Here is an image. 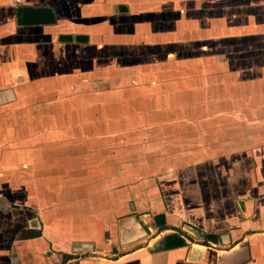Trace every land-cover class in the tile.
<instances>
[{
	"label": "crops",
	"instance_id": "0c3cea01",
	"mask_svg": "<svg viewBox=\"0 0 264 264\" xmlns=\"http://www.w3.org/2000/svg\"><path fill=\"white\" fill-rule=\"evenodd\" d=\"M187 30L204 52L188 96L148 105L135 93L165 86L98 77ZM140 125L161 127L154 147ZM0 208V264H264V0H0ZM177 230L188 245L150 250Z\"/></svg>",
	"mask_w": 264,
	"mask_h": 264
},
{
	"label": "rangeland",
	"instance_id": "374dc122",
	"mask_svg": "<svg viewBox=\"0 0 264 264\" xmlns=\"http://www.w3.org/2000/svg\"><path fill=\"white\" fill-rule=\"evenodd\" d=\"M121 11H124V7L120 6ZM185 23V28H187V21H184ZM182 31H177V32H173L172 34V40H167L166 39V43L163 47L160 48H151L150 52H148V54H150L147 58L150 60L148 61L144 66L141 67V69L138 67L137 68V72H135V70L132 71V73H134L132 75V73L128 72V73H121V71L124 68V65H117L116 67H118L117 69H113L112 71L110 69H108L107 67H105L103 65V63L101 62V66H102V71H98V77H102L104 80L106 78H110V76H112V78L116 77L117 75L125 78V80H122L121 83L123 84H119L120 87L123 88V90L126 89H130V78L131 76H136L137 74H141L142 79L141 83L143 85V89L144 90H149V85L154 86L155 84H160L162 87L165 86L167 89V93L166 95H144L141 92H136L135 93V99H140L142 103L146 102H152V103H156L155 105L157 106L159 103H163L165 102L164 97H166V101L168 102L170 99H173L175 97V95L173 93L178 92L176 91L174 88H180L179 86H184V84L188 81L187 84V88L182 90L178 93H180L181 95L188 96L189 95V91L191 90V86H190V82L191 79H193L194 82V86H195V71H202V69L200 68V66L196 65L199 69L196 70L195 67L191 66V59H194V61L198 57H200V55L204 54V52H201L202 49L201 48H197L195 46L190 45L189 43V32L188 30L186 31V34L184 36V34L181 36ZM181 36V40L180 37ZM174 38V41H173ZM200 42H198L199 44ZM183 44V45H180ZM118 51L121 52V48L117 47ZM147 48V47H146ZM131 54V53H130ZM134 55H137V53H133ZM125 57V56H122ZM105 68L106 71H104L103 69ZM145 69V70H144ZM115 70H118V72H116ZM144 70V71H143ZM161 70H163L165 73V77L164 80H157L154 79L152 76V74H154V72L158 73ZM204 70V67H203ZM106 72V73H105ZM111 72V73H109ZM150 76V77H149ZM122 78V79H123ZM102 88H104L105 86H110L109 83H102L100 84ZM139 91V90H138ZM141 91V90H140ZM180 91V90H179ZM130 92V90H129ZM131 94L128 93L127 95H123V98L127 101V100H131L130 96ZM177 95V94H176ZM178 97V95H177ZM145 100V101H144ZM173 101V100H172ZM190 100H188L187 103H189ZM141 103V104H142ZM149 105V103H148ZM159 108V107H158ZM149 112V111H148ZM152 113V112H151ZM140 115V114H139ZM141 118V117H140ZM161 129V127H159ZM158 127H152V126H145L144 128L141 127H134V129H130L129 132H134L136 135L139 136V139H141L143 136L145 138V143H150V146H155L156 142L158 141L159 138H161L159 135V131H157L159 129ZM159 129V130H160ZM156 133V136L154 135V133ZM146 138H149L146 139ZM139 144H135V148H138ZM15 208H19V206L15 205L13 207H10L8 209H15ZM28 207H21V210L27 209ZM1 209V208H0ZM29 209V208H28ZM30 210H32V212H34L35 214H37V209L34 208H30ZM38 215V214H37ZM41 218V217H40ZM40 218L37 222L38 226H43V223H41ZM188 229L191 227H187ZM192 232V234L194 235V237L196 239H203L202 234H200L198 231H190ZM152 234V233H151ZM149 235L150 237L152 235ZM174 232H172L171 235H173ZM171 235H166L163 239V237L161 238V242L159 244H154L152 247L155 248V250H159L163 247V243L165 242L166 244H168L169 238L171 237ZM26 236L25 232H22L20 234V237H24ZM155 237V235H154ZM8 237L6 236L5 238H2V243L4 245H8L9 241H8ZM162 245V246H161ZM116 249V248H115ZM167 249H169L167 247ZM90 254V253H88ZM91 255V254H90ZM87 255H83V257H85ZM108 257L114 258L115 255V251L109 253L107 255ZM64 261V256H62V262Z\"/></svg>",
	"mask_w": 264,
	"mask_h": 264
},
{
	"label": "trees",
	"instance_id": "16d2710c",
	"mask_svg": "<svg viewBox=\"0 0 264 264\" xmlns=\"http://www.w3.org/2000/svg\"><path fill=\"white\" fill-rule=\"evenodd\" d=\"M18 19L20 24L30 25V24H53L56 22L55 12L52 8L42 7V8H34V7H22L18 12ZM64 39L71 40V36H65ZM79 39H86V37L80 36ZM156 224L160 231H165L169 229V226L166 223V218L164 214H158L155 216ZM171 237L169 238L167 247L169 249L184 247L188 245L189 239L185 233L177 230ZM40 232H31V236H37ZM209 239L217 242V236H209ZM206 243V242H205ZM73 255H66L64 257V261L61 264H66L68 260L73 258Z\"/></svg>",
	"mask_w": 264,
	"mask_h": 264
},
{
	"label": "water",
	"instance_id": "95a60500",
	"mask_svg": "<svg viewBox=\"0 0 264 264\" xmlns=\"http://www.w3.org/2000/svg\"><path fill=\"white\" fill-rule=\"evenodd\" d=\"M163 247L165 248V249H167V244L165 243V244H163ZM150 250L151 251H154L155 250V248L154 247H150Z\"/></svg>",
	"mask_w": 264,
	"mask_h": 264
},
{
	"label": "flooded vegetation",
	"instance_id": "af4514ba",
	"mask_svg": "<svg viewBox=\"0 0 264 264\" xmlns=\"http://www.w3.org/2000/svg\"><path fill=\"white\" fill-rule=\"evenodd\" d=\"M79 37H80V36H78L77 38L79 39ZM82 37H84V36H82ZM72 39H73V37H72Z\"/></svg>",
	"mask_w": 264,
	"mask_h": 264
},
{
	"label": "bare ground",
	"instance_id": "6f19581e",
	"mask_svg": "<svg viewBox=\"0 0 264 264\" xmlns=\"http://www.w3.org/2000/svg\"><path fill=\"white\" fill-rule=\"evenodd\" d=\"M8 161V160H7Z\"/></svg>",
	"mask_w": 264,
	"mask_h": 264
}]
</instances>
